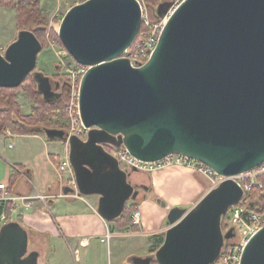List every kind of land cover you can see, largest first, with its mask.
I'll use <instances>...</instances> for the list:
<instances>
[{"label":"water","instance_id":"water-1","mask_svg":"<svg viewBox=\"0 0 264 264\" xmlns=\"http://www.w3.org/2000/svg\"><path fill=\"white\" fill-rule=\"evenodd\" d=\"M173 5L163 0L154 7L156 17L165 18ZM143 11L140 0H86L66 12L58 35L88 67L79 91L88 134L86 140L59 128L45 134L69 145L76 188L66 184L64 196H99V213L108 221L139 191L105 146H124L143 162L179 154L208 166L224 180L192 208L169 211L154 258L128 261L214 264L235 236L234 228L223 229V218L244 195L235 177L264 165V0H183L149 60L133 66L125 54L139 35ZM42 49L34 30H21L0 52V88H17L33 74L44 101L60 99L56 90L69 83L54 87L36 71ZM28 251L24 225L5 223L0 264H38V253ZM240 264H264V226L249 238Z\"/></svg>","mask_w":264,"mask_h":264},{"label":"crops","instance_id":"crops-1","mask_svg":"<svg viewBox=\"0 0 264 264\" xmlns=\"http://www.w3.org/2000/svg\"><path fill=\"white\" fill-rule=\"evenodd\" d=\"M39 1L43 12L51 15L59 14L61 7H66L67 11L80 2L74 1L71 4L70 0ZM16 135L18 134L13 133L14 137ZM29 135L43 141V146L46 147L43 169L45 170L47 163L53 170L47 169L44 175L41 169L32 170L23 164L17 169L18 165H12L0 152V162L5 173L0 178V184L8 186L9 201L15 206L12 213L19 216L16 220H21V224L28 230L29 247H33L32 252L38 253V264H108L113 256L117 264H127L124 256L134 254L137 241L162 232V227L168 228L167 217L172 208L181 206L190 209L216 186L213 177L191 168L175 166L157 171L149 176L150 186L144 183L136 185L139 195L131 199L141 207L144 221L142 233L115 232L113 222L99 213V200L96 202L91 199L94 195H81L80 198L64 196L67 184L65 176L55 165V158H58L62 150L58 146L53 147L55 140H48L41 134ZM62 145L63 151L69 156L67 143L63 142ZM119 165L121 168L123 164L119 162ZM129 171L131 172L130 169L127 170L128 173ZM133 173L134 171L129 175ZM12 176L16 185L10 188V192ZM38 178L48 187L43 192L33 193L32 186ZM140 188L145 191L141 199L138 198L141 195ZM3 192L0 189V195ZM148 194L154 195V199ZM41 196L47 198L42 200ZM158 198L165 205L157 201ZM162 208H168L166 218L162 215ZM2 209L0 202V212Z\"/></svg>","mask_w":264,"mask_h":264},{"label":"rangeland","instance_id":"rangeland-1","mask_svg":"<svg viewBox=\"0 0 264 264\" xmlns=\"http://www.w3.org/2000/svg\"><path fill=\"white\" fill-rule=\"evenodd\" d=\"M74 1L75 2L80 1L78 3H81V2H84L86 0H70L71 4ZM141 1H142V3H144L148 17L153 21H157V20L160 21L161 18L159 19L156 17L154 8L152 6L146 5L145 0H141ZM167 1H172L173 3H175L177 1L182 2L183 0H167ZM78 3H75V4H78ZM67 11H66V7H61L60 10L58 11L59 14L54 13L51 15L48 12H46V14H47L46 20L47 21L42 22V23L39 21L34 22L36 20H34V18H33L32 22H34V23L26 26V28H28V27L36 28L38 26L37 24L41 23V24L45 25L46 31L38 33V38L43 45V49L40 52L39 57H38V64H37L36 71L43 72L46 76H49L52 80H57L59 82L60 81L61 82H63V81L69 82V75L72 74V72H74L75 74L78 73L79 70H82L81 66H83V65L78 64L73 59V57L68 53V51L66 50V48L62 44V42L59 38V35H58L60 23H61L64 15L66 14ZM19 32H20V30L17 27V14H16V12H14L13 9H11V8L0 5V52L1 53L4 54L6 49L8 48V46L12 42L16 41V38H17ZM127 55H128V53L125 54V56H127ZM83 67H85V66H83ZM32 80H33V74L29 75L21 86H19L17 88H13L15 90H10V91H5V92L0 91V110H5V109L11 110L13 108L14 109L13 110L14 111V113H13L14 119H16L17 122H23V123L26 122V125L32 124L30 127L33 128V126H37V125H36V123H34V125H33V123H31L29 116L31 114H33L37 109L38 110L42 109L43 106H45L46 108H48V107L43 104V96L38 92V90L36 91V89H35L36 85L33 83ZM80 81H81V79H80ZM80 81H78L75 90L74 89L70 90L69 86H68V89L65 87H64V89H62V88L57 89V90H60L59 91L60 92L59 97L61 99L58 103V106H60L59 108L62 107L63 109H61L62 112L59 113L57 117L53 118V121L54 122L58 121L61 124H63L65 122V124L67 126L64 128V130L69 134L73 131L74 124H75L74 121L77 120V117H80V115H79V89H78V88H80ZM54 87H55V84H54ZM9 99L11 101H9ZM9 102L11 105H9ZM36 114H38V112ZM48 120H50V119H48ZM28 122H30V123H28ZM17 134L18 135H16L15 137L14 136L13 137H6L5 134H0V152H1V155L5 159L10 161L12 165H18L17 169H19V165L23 164V165H26L27 168H31L32 170H38L39 171V169H41V171L44 175H45V172L47 169L53 170V168L51 166H49L47 163H45V167H44L45 170L43 169L44 158H45L44 156H45V151H46V147L43 146V141H39L38 139H35V137L30 136L29 134H26V135L22 134L23 136L19 133H17ZM41 135H43V134H41ZM43 136H45V135H43ZM86 138H87V135H86V137L85 136L82 137L83 140H86ZM57 142L54 141V143H52V144H55V145H53V147L55 146V148H57V146H58V148L60 147V149L62 150L61 154L58 156V158H60L59 159L60 161L58 162V160H56V158H55V165L58 168V165L60 163L66 162L68 160V154H65V152L63 151L64 150L63 145H62L63 142L62 143H61V141H57ZM67 145H68V143H67ZM68 147H69V145H68ZM111 155L114 158H116L115 152H111ZM13 161H15V162H13ZM1 164L2 163L0 162V178L5 174ZM173 167H175V166H173ZM121 168L124 171H126V169L127 170L130 169L131 172L134 171V170H132L133 168L131 169L124 164L121 165ZM165 169H167V168H165ZM160 170H164V169H160ZM160 170H158V171H160ZM52 172L55 173L54 171H52ZM131 172L129 171L130 174H131ZM156 172L157 171L147 172V171H143V170L139 169V171H136V173L134 171V173L130 176L129 179L133 185H140L141 183H144V184H147L150 186L149 176L153 173H156ZM61 173L65 176L64 181L69 186H71L69 183L70 182V176H71L70 169H68L67 171H64V172L61 171ZM63 175L61 177H63ZM56 176H57V174H56ZM208 176H210V175H208ZM210 177H213L212 179H214V184L216 186L220 183V181H222V178L220 176L218 178H216L214 176H210ZM235 179L238 181H241L242 177L238 176V177H235ZM10 185L11 186H9V190L11 187L14 188L16 183L13 185L10 183ZM47 187L48 186L44 185L43 180L38 178L33 183L32 192L33 193H36V192L38 193L39 191L43 192L44 189H46ZM7 188H8V186H7ZM144 192L145 191L140 188L141 195H140V197H138L139 199H141ZM149 196H151L154 199V195L152 196L150 194ZM42 197H44V196H41L40 198L42 200H44ZM68 197L74 198L72 196H68ZM80 197H78V198H80ZM25 199H27V198H25ZM91 199L93 201L95 200L97 202L99 200V196H97V195L91 196ZM158 200H159V198L157 199V201ZM130 204H136L138 207L137 211L142 213V211L140 209L141 207H139L138 202H133V201L129 200L127 202L126 206L130 205ZM162 209H163L162 215L164 218H166L168 208L167 209L162 208ZM11 218L12 219L15 218V220H16V219H19V216L14 215L12 213ZM142 220H143V214L141 216V224L136 225L134 222L135 219L133 218V225L135 226L134 228H136V229H119L116 222L113 223V226H114L113 228H114L115 232L118 231L121 233H140V232L142 233V231L144 229V221H142ZM166 231H167V228L162 227V232L155 233V234L151 235L152 237L149 236L150 238H148V239H141V240L137 241L136 245H135L136 247H135L134 254H126L124 256L125 257L124 261H126L127 264L128 263L133 264L131 261H128L131 256H139L142 258H146V257L151 256L152 258H154L155 254L157 252V250L154 251L155 247H156L155 242H154L155 241L154 236L155 235L156 236H161V235L165 236ZM224 244H226V242ZM224 247H225V245H224ZM224 247H223V250H224ZM33 250H34L33 247L30 246L28 252L30 253ZM223 250H222V253H223ZM113 254H115V253H113ZM154 262H156L154 264H158L156 259H154ZM73 264H75V263H73ZM108 264H117L115 256L110 258ZM214 264H220V258Z\"/></svg>","mask_w":264,"mask_h":264},{"label":"built area","instance_id":"built-area-1","mask_svg":"<svg viewBox=\"0 0 264 264\" xmlns=\"http://www.w3.org/2000/svg\"><path fill=\"white\" fill-rule=\"evenodd\" d=\"M140 2L142 5V9L144 10L142 22L143 24L141 25L139 35L134 45L127 52V57L130 58L133 66H141L149 60L158 45L160 35L162 34V30L169 18V15L181 4L180 1L175 2L165 18L160 19V21H153L148 17L144 3H142L141 0ZM81 67L82 70H79L78 73L75 74L74 72H72V74L69 75L68 83L70 86V90L76 89L78 81H80V79H83V76L88 69V67L86 66ZM78 89L80 91V88ZM74 122V128L70 135H76L80 138L84 136L86 137V135L88 134V129L84 127L81 121V117H77V120H75ZM5 135L7 137H11L13 136V132L10 129H6ZM112 152H115V156L121 164H124L131 169L137 168L138 171L140 169L143 171L151 172L168 167L179 166L184 168H191L204 174L218 178V175H216L208 166L192 159L180 156L179 154L169 155L160 161L149 163L140 161L135 158L124 146H122L120 149L113 148ZM59 159L60 158H56L58 162L60 161ZM58 169L63 172L70 169L71 178L69 183L72 187L76 188L75 179L69 160L60 163L58 165ZM262 176H264V165L239 176L242 177L241 181L237 180L244 190V195L239 203H236L235 205L230 207L225 216L226 224L229 229L234 228L235 236L226 241L223 253L219 257L220 264H240L243 250L248 243L249 238L264 226V204L261 203V201L257 200L251 201L248 197L249 193L254 189H262L264 187L263 183L260 180V177ZM0 189L4 191L3 194L0 195L1 208H3V211L0 212L1 229L2 225L7 221L5 210L7 208V203L9 202L10 197L8 196L9 193L6 184H0ZM70 196L76 198L77 195L75 194V196ZM42 198L44 199L46 197L44 196ZM250 202H254V205L250 206ZM141 216L142 213L139 211H137L132 216L135 219L134 222L136 225L141 224Z\"/></svg>","mask_w":264,"mask_h":264},{"label":"trees","instance_id":"trees-1","mask_svg":"<svg viewBox=\"0 0 264 264\" xmlns=\"http://www.w3.org/2000/svg\"><path fill=\"white\" fill-rule=\"evenodd\" d=\"M146 5L157 7L163 0H145ZM39 0H0V5L11 8L16 12L17 14V27L19 30H25V29H32L36 33L38 37V33L46 31L45 25L41 24L42 22L47 21V14L43 12V9L40 5ZM41 22L40 24H37L38 26L36 28L28 27L26 28L27 25H30L34 22ZM33 83L36 85V91L38 90V86L36 81L33 78ZM10 90H15L13 88H0V91H10ZM39 92V91H38ZM40 93V92H39ZM41 94V93H40ZM42 95V94H41ZM43 96V95H42ZM61 99L54 100V101H44L43 98V104L46 105L48 108L45 106L42 107V109H37L33 114L29 116L31 123H36L37 126L30 127L31 125H26V122H17L16 119H14V109L12 108L11 110H0V134H5L6 129H10L14 133H19V134H43L46 136L45 128H61L64 129L67 125L65 122L61 124L60 122H54L53 118L57 117L59 113H61L62 107L59 108L58 103ZM9 101H11L9 99ZM9 105L10 102H9ZM38 112V114H36ZM50 119V120H48ZM30 123V122H28ZM46 138H48L46 136ZM48 140H51L48 138ZM261 182L264 185V176L260 177ZM10 183L13 185L16 183V180H14V177L12 176V179ZM12 188V187H11ZM10 191V190H9ZM11 192V191H10ZM249 199L251 201H261V203L264 204V187L262 189H254L249 193ZM251 203V202H250ZM137 205L136 204H130L127 205L126 208L124 209L123 213L121 216L117 219L112 220L111 222L117 224L119 229H136L134 228L135 226L133 225V214L137 211ZM15 209V206L13 203L9 201L7 204V208L5 210V214L7 216V222H18L21 224V220H14L12 219V212ZM3 211V210H2ZM223 229L224 231H228L229 228L226 224V219L225 217L223 218ZM165 236H154L155 239V250H158L160 246L164 242ZM229 242V241H228ZM227 242V243H228ZM156 262H152L154 264Z\"/></svg>","mask_w":264,"mask_h":264},{"label":"flooded vegetation","instance_id":"flooded-vegetation-1","mask_svg":"<svg viewBox=\"0 0 264 264\" xmlns=\"http://www.w3.org/2000/svg\"><path fill=\"white\" fill-rule=\"evenodd\" d=\"M51 81L53 82V85H54L55 83L59 82V81H57V80H52V79H51ZM60 82H61V81H60ZM61 83H67V81H63V82H61ZM65 88L68 89V85H67V84H66ZM60 89H61V88H60ZM56 91L59 92L60 90H56ZM105 149H106L108 152H112V151H113V147H110V146H105Z\"/></svg>","mask_w":264,"mask_h":264}]
</instances>
